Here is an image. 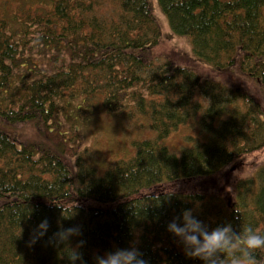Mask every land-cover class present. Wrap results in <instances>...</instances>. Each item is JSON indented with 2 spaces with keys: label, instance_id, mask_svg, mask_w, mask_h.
Here are the masks:
<instances>
[{
  "label": "trees",
  "instance_id": "1",
  "mask_svg": "<svg viewBox=\"0 0 264 264\" xmlns=\"http://www.w3.org/2000/svg\"><path fill=\"white\" fill-rule=\"evenodd\" d=\"M15 1L0 0V264H71V248L94 264L132 246L149 264H203L167 230L185 209L264 233V0H158L191 40L186 64L156 53L150 0ZM100 114L153 136L101 171L84 144Z\"/></svg>",
  "mask_w": 264,
  "mask_h": 264
},
{
  "label": "clouds",
  "instance_id": "2",
  "mask_svg": "<svg viewBox=\"0 0 264 264\" xmlns=\"http://www.w3.org/2000/svg\"><path fill=\"white\" fill-rule=\"evenodd\" d=\"M174 188L165 190L166 196L171 197ZM49 228L47 219L42 220L35 230L31 240L34 244L45 236ZM167 230L178 238L186 257L198 258L203 264H264V258L257 252H264V233L251 226H242L235 230L231 223L210 228L203 220L193 214L192 209H185L180 216L174 217L167 225ZM78 226L62 229L54 233L56 243H63L74 235H79ZM83 243V242H81ZM71 264H87L77 248L67 252ZM94 264H149L140 250L135 247L117 248L96 255Z\"/></svg>",
  "mask_w": 264,
  "mask_h": 264
},
{
  "label": "rangeland",
  "instance_id": "3",
  "mask_svg": "<svg viewBox=\"0 0 264 264\" xmlns=\"http://www.w3.org/2000/svg\"><path fill=\"white\" fill-rule=\"evenodd\" d=\"M22 0H16V4ZM153 14L161 29V42L156 47V53L175 50L180 52L182 64L187 63V59L192 57L191 40L187 36H180L173 32L170 27L168 17L160 7L158 0H150ZM143 121L136 122L130 119L110 118L99 115L92 120V124L86 131L84 144L90 146L91 156L96 164L101 166V171L105 170L116 158L132 150V143L139 139L149 138L153 133L145 128ZM142 125V126H141ZM142 127V129H141ZM184 132L172 134L167 140L169 147L179 152L185 145ZM100 171V174L102 172ZM245 175V174H244Z\"/></svg>",
  "mask_w": 264,
  "mask_h": 264
}]
</instances>
